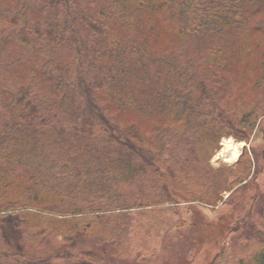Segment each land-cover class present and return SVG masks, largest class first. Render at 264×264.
Instances as JSON below:
<instances>
[{
	"label": "trees",
	"instance_id": "obj_1",
	"mask_svg": "<svg viewBox=\"0 0 264 264\" xmlns=\"http://www.w3.org/2000/svg\"><path fill=\"white\" fill-rule=\"evenodd\" d=\"M260 156L264 0H0V264H126L147 207L216 205ZM245 218L210 264H264V215ZM94 233L102 252L79 247Z\"/></svg>",
	"mask_w": 264,
	"mask_h": 264
},
{
	"label": "rangeland",
	"instance_id": "obj_2",
	"mask_svg": "<svg viewBox=\"0 0 264 264\" xmlns=\"http://www.w3.org/2000/svg\"><path fill=\"white\" fill-rule=\"evenodd\" d=\"M257 126L252 130L247 140L239 139L234 135L223 137L219 142V148L209 159L211 167L217 169L222 165L234 166L244 148L259 147L263 140V133L258 130ZM228 139L241 146V151L234 162L226 161L219 156L224 149V140ZM175 159H177L176 155L170 161L174 163ZM254 175L250 180L247 179L248 182L244 180L230 191L222 193L223 200L213 206L202 203L197 205V202L196 204L187 205L181 201L177 204L165 203L147 207L149 210H146V212L152 216H137L136 218L148 224L150 236L147 239L145 248H134V252L126 258L125 263L210 264L216 257L217 251L227 243L230 244L232 236L230 231L223 238L227 232L226 226L233 225L238 216L244 220L247 219L245 217L249 216L259 222L264 215V159L261 156L256 163ZM179 182L177 181L174 185L175 188L183 186ZM230 194L233 195L231 199L229 201L225 200ZM225 202H232L235 207L234 210L225 206ZM137 209L133 208L131 212L135 213ZM192 221H196L198 224L192 225ZM228 221L231 224L226 225ZM239 231L242 232L243 230L240 229ZM96 236L98 234L95 233L93 236H88V239L83 244L81 243L79 247L82 249H96L102 252L103 248L96 241ZM197 237L201 239L198 246L194 241ZM44 239L41 243L40 240L34 241L33 248L47 250L48 248L58 247L61 242L60 238L46 237ZM108 248L111 247L108 246ZM213 264H224V261L222 257H219Z\"/></svg>",
	"mask_w": 264,
	"mask_h": 264
},
{
	"label": "bare ground",
	"instance_id": "obj_3",
	"mask_svg": "<svg viewBox=\"0 0 264 264\" xmlns=\"http://www.w3.org/2000/svg\"><path fill=\"white\" fill-rule=\"evenodd\" d=\"M224 149L219 155L222 159L229 162H234L240 153L241 146L238 143H233L232 140H224Z\"/></svg>",
	"mask_w": 264,
	"mask_h": 264
}]
</instances>
